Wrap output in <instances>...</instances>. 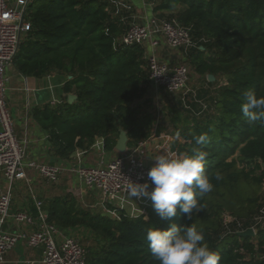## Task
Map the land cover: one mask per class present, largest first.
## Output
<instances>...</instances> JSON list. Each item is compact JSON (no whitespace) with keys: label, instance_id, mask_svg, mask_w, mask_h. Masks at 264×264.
Wrapping results in <instances>:
<instances>
[{"label":"trees","instance_id":"trees-1","mask_svg":"<svg viewBox=\"0 0 264 264\" xmlns=\"http://www.w3.org/2000/svg\"><path fill=\"white\" fill-rule=\"evenodd\" d=\"M173 1L186 6L177 18L192 28L199 46L188 51V59L205 78L197 98L179 99L180 110L172 107L169 119L179 156L197 148L208 154L205 174L213 189L200 199L202 210L191 221L179 210L162 220L153 206L148 218L120 211L113 219L67 195L50 201L49 221L64 231L91 233L98 245L88 251V264H160L149 250L147 231L185 223L203 230L218 264H264V229L243 235L264 195V121L250 125L241 110L245 91L264 97V0ZM112 6L109 0H31L25 14L31 30L14 58L15 68L25 77L63 74L68 78L63 91L76 96L72 103L67 97L57 107L35 112L66 153L90 148L98 136L114 150L122 131L130 145L152 133L157 116L144 109L154 100L148 94L145 50L119 43L126 26ZM161 113L166 117L165 110ZM205 133L207 143L197 145L194 137ZM226 213L234 218L229 224Z\"/></svg>","mask_w":264,"mask_h":264},{"label":"built area","instance_id":"built-area-1","mask_svg":"<svg viewBox=\"0 0 264 264\" xmlns=\"http://www.w3.org/2000/svg\"><path fill=\"white\" fill-rule=\"evenodd\" d=\"M29 2L0 0V172L8 181V186L0 185V264H4L7 253L20 241H26L30 247H43L42 264H88L87 249L80 239L62 232L49 221V214L41 200L35 201V214L27 211L11 213L12 186L17 180H28V170L35 171L48 182L57 183L63 173H75L89 189H98L103 202H113L118 197L127 196L130 183H149L148 172L154 166L143 158L141 141L125 152H120L105 165L69 166L28 160L27 142L18 138L15 132L14 118L8 108L5 93L7 91V68L13 65L21 42L31 30V23L25 20ZM121 22L126 29L121 43L144 46L150 43L151 52L147 56L149 79L160 91L176 96L186 103L195 100L197 90L190 86L194 76L186 63L169 64L161 60L157 49L161 38L171 49H184L186 54L199 45L193 38L192 28L175 20H152L140 22L135 17L122 16ZM54 100L52 103H59ZM225 224L234 220L232 216H223ZM12 219L18 232L5 229ZM25 227L31 229L30 232ZM253 235L264 229V195L260 208L253 218L250 228Z\"/></svg>","mask_w":264,"mask_h":264},{"label":"crops","instance_id":"crops-1","mask_svg":"<svg viewBox=\"0 0 264 264\" xmlns=\"http://www.w3.org/2000/svg\"><path fill=\"white\" fill-rule=\"evenodd\" d=\"M109 1L113 4L112 9L115 12V17L120 18V20L122 16L135 17L140 22L152 20H175L180 22L177 16L186 8L184 4L173 0ZM16 2L17 0H13L11 3L16 4ZM168 5L173 7H168ZM124 32L119 38L120 44ZM161 40V45L157 49L161 60L169 64L189 61V54H186L184 49H171L166 45L163 38ZM142 47L145 50L147 60V56L151 52L150 43H146ZM188 63L191 65L190 61ZM7 77L9 80L5 99L14 118V127L18 138L27 142L28 160L69 166H99L107 164L120 153L116 147L114 150H107L103 136H98L88 149L77 146L71 152L66 153L57 143L53 142L51 137V133L54 131L53 128L47 129L39 122L35 114L38 109H42L46 105L53 108L57 107L70 96L63 91V86L68 79L67 76L53 72L43 78L25 77L13 64L7 68ZM202 87H204V84L201 85ZM148 91L149 96L154 100L149 105H144V109L147 112H152L157 117L151 135L143 140L149 143L144 144L142 156L146 163L154 165L155 157L158 155L169 153L179 156V154L175 145L177 137L173 130L167 126L169 122L166 121L170 120L164 117L161 109H159V106L163 107V103L167 104V101H159L160 92L152 85L151 81ZM158 96L159 99L157 100ZM54 100L60 102L53 104ZM169 125L171 126V124ZM129 145L128 147H132L134 144ZM0 185L3 187L8 186V181L1 172ZM67 195H72L81 207L93 213L108 215L113 219L120 218V211H125L132 216L145 215L148 218V208L152 206V202L148 198H133V200L127 196L118 197L113 202H103L100 191L89 189L75 173H63L57 183H51L30 169L28 170V180H17L12 186L11 213L27 211L35 214L36 200H41L46 210L49 209L50 201L53 198ZM5 229L12 233L18 232V228L14 225L12 219L6 223ZM83 229L85 228L63 230L62 232L74 235ZM25 230L27 232L31 231L28 227H25ZM42 258L43 247H30L26 241H20L7 253L4 264H42Z\"/></svg>","mask_w":264,"mask_h":264},{"label":"clouds","instance_id":"clouds-1","mask_svg":"<svg viewBox=\"0 0 264 264\" xmlns=\"http://www.w3.org/2000/svg\"><path fill=\"white\" fill-rule=\"evenodd\" d=\"M243 98L241 110L248 123L252 125L264 121V97H258L255 91L248 90ZM194 139L197 145H204L208 136L205 133ZM207 155L199 148L194 149L192 155H158L148 172V180L153 186L151 190L147 182H132L127 186V197L150 199L154 211L162 220H171L179 210L185 214L186 220L191 221L194 214L203 208L200 199L213 189L205 174ZM146 240L151 255L160 264H218L220 259L205 242L203 230L195 224H172L164 230L153 227L147 231Z\"/></svg>","mask_w":264,"mask_h":264},{"label":"rangeland","instance_id":"rangeland-1","mask_svg":"<svg viewBox=\"0 0 264 264\" xmlns=\"http://www.w3.org/2000/svg\"><path fill=\"white\" fill-rule=\"evenodd\" d=\"M12 1L13 0H9V3H11ZM188 62L185 61L183 63H186V64H188L191 67L193 76H195L194 80L191 81L190 86L192 87V89L198 90V89L201 88V85H203L205 83V78H204V76H202V75L198 74L197 72H195L194 69H193V67ZM159 96H160V100H159L160 102L167 101V104H164L163 103L164 106L163 107L162 106H159V109H162V111L165 110V112H166V118L170 119V117L172 115L170 109L172 107H175L176 110H180V108L178 107V103H179L178 100L180 98H178L176 96H173V95H170V94H168L167 92H164V91H160ZM159 96L157 97V100L159 99ZM166 122H169V124H171L170 121H166ZM169 124L167 126H169L172 129V126H170ZM263 192H264V186H263ZM226 215L232 216L229 213H226ZM75 236H77L80 239L81 243L87 249V252L89 250L95 248L98 245V244H96V240H94L91 237V233L87 229H83L81 231H78L75 234Z\"/></svg>","mask_w":264,"mask_h":264},{"label":"water","instance_id":"water-1","mask_svg":"<svg viewBox=\"0 0 264 264\" xmlns=\"http://www.w3.org/2000/svg\"><path fill=\"white\" fill-rule=\"evenodd\" d=\"M28 2H30L31 0H27ZM208 79L210 81H214L215 80V76L214 75H209L208 76ZM76 99V96L71 94L69 96V102L72 103L74 100ZM128 135L125 131H122L121 132V135H120V138L117 142V145H116V149L119 151V152H125L127 150V147H128ZM243 235H253V230L249 229L248 231H246Z\"/></svg>","mask_w":264,"mask_h":264}]
</instances>
